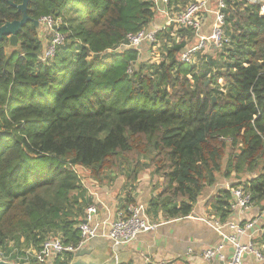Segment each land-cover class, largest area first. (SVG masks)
Instances as JSON below:
<instances>
[{
	"label": "trees",
	"instance_id": "16d2710c",
	"mask_svg": "<svg viewBox=\"0 0 264 264\" xmlns=\"http://www.w3.org/2000/svg\"><path fill=\"white\" fill-rule=\"evenodd\" d=\"M10 2L23 0H0V26L23 17ZM229 3L225 64L197 71L178 58L184 43L160 60L150 48L151 65L137 49L107 54L152 28L153 0H30L18 48L9 37L0 42V252L7 261L51 236L79 241L89 203L75 197L76 170L100 180L124 172L134 190L153 168L162 183L148 210L167 219L189 216L206 189L244 175L264 205V16L258 5L241 11L246 0ZM45 16L63 19L66 35L46 61L34 24ZM230 200L224 190L207 204L225 217Z\"/></svg>",
	"mask_w": 264,
	"mask_h": 264
},
{
	"label": "built area",
	"instance_id": "2783aa9c",
	"mask_svg": "<svg viewBox=\"0 0 264 264\" xmlns=\"http://www.w3.org/2000/svg\"><path fill=\"white\" fill-rule=\"evenodd\" d=\"M212 1L187 0L185 4H172L170 0H153L155 18L158 14L165 18L163 28H146L138 33L129 34L124 42L113 49H108L107 54L121 53L131 48L142 51L144 46H148L157 53V58L160 60L163 47L160 34L172 28L176 32L179 30L190 31L196 38L195 46L184 47L181 51L180 61L184 64L193 65L196 52H221L229 42L227 35L228 10L234 9L235 6L231 5L229 0H214V3ZM246 2L258 5L260 14L264 16V0H246ZM246 5L241 8V11L245 10ZM206 15L213 18L211 32L207 34L202 32L203 20ZM40 21L42 26L45 25L51 33L49 47L44 49V54L41 56L42 60L46 61L55 56L58 48L66 41V35L60 31V22H57L52 16L42 17ZM170 39L167 45L168 50L181 44V40L175 34ZM132 71V68L128 69L129 74H132ZM76 172L80 174L78 170ZM230 192V210L247 211L255 205L252 194L247 190L245 184L233 187ZM97 214L98 205L87 206L84 220L78 225L80 238L77 243H66L60 236H51L40 247L29 248L24 255L13 261L14 264H31L33 261L39 264H51V262L53 264H70L75 254L96 238L106 237L115 246H124L137 240L141 234L154 231L159 227V225L151 223L147 215V208L142 203H132L120 210L116 219L111 222L107 233L100 232L92 225ZM256 224L255 221L242 226L233 221L227 223L215 221L212 226L222 236L223 241L217 246L204 250L203 257L208 261L219 258L222 261L221 264H243L245 257L251 255L264 264V246L256 244L253 235L248 233ZM225 229H228V233L224 231ZM261 232L264 234V224ZM226 243L233 246V254L229 259L223 253ZM0 258L8 260L5 252H0Z\"/></svg>",
	"mask_w": 264,
	"mask_h": 264
},
{
	"label": "crops",
	"instance_id": "0c3cea01",
	"mask_svg": "<svg viewBox=\"0 0 264 264\" xmlns=\"http://www.w3.org/2000/svg\"><path fill=\"white\" fill-rule=\"evenodd\" d=\"M212 22V16L204 17L203 33L211 32ZM164 24V16L158 14L152 23V28H163ZM173 34L178 36L185 47H193L197 43L192 32L186 30L176 32L172 28L160 34L163 43L162 51L167 48ZM149 49L148 46L142 48L143 57L149 53ZM211 53L216 56L215 51ZM161 181L162 179L158 178L149 167L141 173L134 190L127 185L124 172L119 175L111 173L101 180L88 175L87 172L82 177V187L75 193V197H79L80 203L88 202L87 206L98 205V214L92 225L100 232L107 233L111 222L116 219L117 213L129 205L126 200L128 197L133 198L135 203L145 205L151 223L159 225L156 230L145 232L137 240L124 246L117 247L106 237L96 238L87 246L97 254H103L106 258L115 254L124 263L131 264H221L222 261L219 258L208 261L203 257L204 250L217 246L223 241L222 236L212 226L215 221L222 223L233 221L242 226L256 221V226L248 233L253 235L256 244L264 246V234L261 232L264 224V205L255 203L247 211L225 209L227 213H224L225 217H223L216 212L212 204H207L213 197L222 194L224 190L232 189L237 183L236 181L223 179L214 187L206 189L194 206L192 213L178 219H167L161 211L156 214V212L148 210L149 202L161 190ZM87 206L83 210L82 221ZM224 231L228 233V229ZM223 253L229 259L233 254V246L226 243ZM243 264L261 263L250 255L245 257Z\"/></svg>",
	"mask_w": 264,
	"mask_h": 264
},
{
	"label": "water",
	"instance_id": "95a60500",
	"mask_svg": "<svg viewBox=\"0 0 264 264\" xmlns=\"http://www.w3.org/2000/svg\"><path fill=\"white\" fill-rule=\"evenodd\" d=\"M30 0H23L22 4L16 5L13 2L10 4L15 7L18 12L22 13L23 17L21 20L6 22L0 26V42L4 38L9 37V47L16 49L19 46L18 34L23 27L30 22L28 15V6ZM37 31L41 30V21H34ZM215 100V99H214ZM118 247V246H117ZM118 249V248H117ZM123 260L117 257L115 254H111L108 258L104 257L103 254H97L92 248L88 246L82 247L73 257L70 264H122ZM0 264H14V262L6 261L0 258Z\"/></svg>",
	"mask_w": 264,
	"mask_h": 264
},
{
	"label": "rangeland",
	"instance_id": "374dc122",
	"mask_svg": "<svg viewBox=\"0 0 264 264\" xmlns=\"http://www.w3.org/2000/svg\"><path fill=\"white\" fill-rule=\"evenodd\" d=\"M233 18H234V14L233 13H230L229 20H228V23H227V33H229L228 35L231 34L230 31H231L232 26H233ZM57 22H60V24H62L63 23V19H60L59 18L57 20ZM39 32H40V38L42 40V46H43V52L41 51V53H40L41 54L40 56H42L44 54V49H46L47 47H49V42H50L49 40L51 39V33L49 32V30H47V28H46L45 25H43V26L41 25V30ZM230 48H232V47L230 46V43L228 42V44H226L224 46V48L222 49V51L221 52H218V55H216V56H214V53H211V52H196L195 53V57L196 58H195L194 64L192 66H194L195 67V70H197V71L217 69V67L219 68L221 65L225 64V62H224L225 61V57H228V52H226V51L228 49H230ZM168 51H170V49ZM168 51H167V48H165L164 49V52H162L164 58H166V56L168 54ZM224 53H226V55L222 56V54H224ZM180 55H181V53L178 55V58H179ZM101 58H103L102 60H104L107 63L111 62V59L110 58H104L103 55H101ZM152 59H154V58H152ZM139 60L142 63H146V64L151 65L148 62L149 60H148V57L147 56H144V57H141L140 56ZM214 61H216V62H214ZM207 62H210L212 64L214 63L213 67H210ZM150 169H151V171L154 172V169L153 168H150ZM82 172L83 173H80V176H82V177L85 176V174H87V171H82ZM88 175H89V173H88ZM250 178H251L250 175H244V176L234 177V179H232V180L233 181H236L237 183L240 182L242 184V183H245ZM11 247H13V245H11ZM31 264H39V263L33 261Z\"/></svg>",
	"mask_w": 264,
	"mask_h": 264
}]
</instances>
